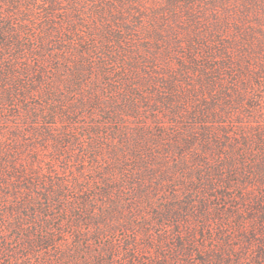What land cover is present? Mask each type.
<instances>
[{
    "label": "rangeland",
    "instance_id": "obj_1",
    "mask_svg": "<svg viewBox=\"0 0 264 264\" xmlns=\"http://www.w3.org/2000/svg\"><path fill=\"white\" fill-rule=\"evenodd\" d=\"M240 5L0 0V22H13L10 35L20 33V44L0 46V66L8 60L13 68L0 79V264L37 263L22 244L28 232L51 235L59 248L78 243L79 256L66 255L72 264H98L97 257L100 264H257V241L247 243L241 230L254 225V214L245 212L244 224L235 216V195L246 177L225 165L232 155L237 170L251 175L264 150L258 139L264 138V79L246 86L238 73L245 53L236 26ZM255 6L256 27L264 29V1ZM245 55L252 66L258 63ZM125 69L134 71L136 94L125 95L137 101L140 118L124 102L111 109L92 98L96 82L106 98V83L120 80ZM230 74L237 88L222 94L230 105H209L211 93L220 91L210 77L229 85ZM212 108L221 116H202ZM115 112L127 136L116 132L122 123ZM139 122L145 135L138 138ZM226 131L230 141L222 136ZM243 134L250 138L247 151ZM114 154L129 160L124 178L134 179L120 183L122 192L109 182L115 189L107 197L100 192ZM223 177L234 187L224 188ZM198 183L205 193H198ZM54 191L62 193L48 211L54 217L41 211L33 217L32 209L37 212ZM222 194L229 198H215ZM199 196L209 202V214L197 208ZM164 210L172 215H160ZM39 250L55 261L54 247Z\"/></svg>",
    "mask_w": 264,
    "mask_h": 264
},
{
    "label": "trees",
    "instance_id": "obj_2",
    "mask_svg": "<svg viewBox=\"0 0 264 264\" xmlns=\"http://www.w3.org/2000/svg\"><path fill=\"white\" fill-rule=\"evenodd\" d=\"M9 1H10V5H14L15 2H17V0H12V1L9 0ZM256 2H257V0H241V5L238 9V11H239L238 12L239 13L238 14L239 23L236 25V26H238L237 31H239V33H240V43H241L240 47H241L242 51H244L245 53L248 52L250 56H254V57H251L252 59H255V58H257V60L259 59L258 61H256L258 63L255 66H252V64L247 60L248 57H247V55H245V53H243L244 55H242L243 59L239 60L241 63L243 62V64H242L243 66L239 68L238 73H239V75H242L244 77L243 81H242L244 83V85H246V86L250 85L251 87H252V85H251L252 79H254V80H256L255 78H257L258 80L264 79V38H257L256 37L257 32L261 33L264 37V29H259L260 27H256V24H255L257 22V18L255 17L256 16V13H255L256 12V6H255ZM0 13H1V11H0ZM1 19H2V17L0 16V20ZM11 25H13V22L8 27L5 23L0 22V46H6L8 48H11L12 46L9 43L15 44V42H16V43L20 44V33L14 32L13 35H10L8 28ZM255 40H258L260 45L255 46V43H254ZM258 57H261V59ZM10 62L11 61L3 60V63L5 65L0 66V79L6 78L8 76V74L13 71L12 66H10V64H11ZM252 67H254V68H252ZM123 72H124V76H122L120 78V80H122L123 83L120 80H118L117 82H107L106 83L107 84L106 98L101 97V94H99V91H98L99 86H98V83L96 82V84H94V88H98V90H96V92L93 93L92 98L95 99V101L98 103H102V102L107 103L108 108H111V109L118 107V104L120 105V102H124L125 105L132 108L131 112H132L133 116H136V118H140L141 116H139V114H140L139 110L137 109V107H135V103H137V101L135 99L128 100L126 95H125L126 92L136 94V89H137L136 87L137 86L134 83V77L132 76L134 71H132L130 69H125ZM104 73H105V76L110 75V72L106 69H104ZM230 75L232 76V78H231L232 82H229V85H225L224 83L222 84V82H219L220 77H216V76L210 77V79L212 80V84L216 83V85H217V83H219V86H220L219 90L220 91L213 93V95L211 93V102H210L211 104H209V105H211V106L217 105L218 107H222L223 104L224 105H228V104L230 105L229 101H227V98L223 97L224 95H226V93L228 96V94L230 93L231 90L235 91L237 88L234 75H232V74H230ZM215 79L216 80L218 79V82L214 81ZM213 86H215V85H213ZM222 94H224V95H222ZM240 95L242 97V93H240ZM218 97H220V98H218ZM122 98H124V99H122ZM223 99H225V100L222 101ZM122 100H125V101H122ZM208 110L209 109H206L207 113L203 111L204 113L202 114V116L207 114V116L211 115L212 118H215L219 114V113H216L217 110H215L213 108L209 111ZM226 112H227V109H224L223 114H226ZM115 115H117L116 112L114 113V116ZM219 115L221 116V114H219ZM117 117H114V118L118 119L119 120L118 122H121L122 126H120L118 128V130L116 129V132H120V133L124 134V136L126 134V136H127V134H128L127 127H125V125L123 124V121L119 118L120 116L117 115ZM118 122L116 120V124ZM221 122H225V121L221 120ZM144 126L145 125L142 122L138 123L137 130H136V136L138 138H139V136L145 135V127ZM204 129H205L204 131L207 130V128H204ZM92 130L99 137L102 136L98 130H96V129H92ZM222 136L224 139H228V141H230L229 139L231 137V134L229 133V131L224 132ZM241 136L243 138V147H245L244 150L246 149L245 151H247V148L249 147L248 141L250 140V138H248V136L245 134H243ZM261 137L262 136L260 135L258 137V139H260V143H263V145H264V138H261ZM234 140H236V139H234ZM234 140L232 139L231 141H234ZM252 141H253V139H252ZM230 143L232 144L233 142H230ZM240 155H243V154L240 153ZM261 155H262V157H260L259 159H256L254 161V168L253 167L249 168L248 173L251 171H254L253 173L252 172L250 173L251 175H248L245 172L242 173V172L237 170L238 165H237V162L235 161V158L232 157V155H229L230 157L225 156L228 159V160H226L225 165L228 167L230 173H233L234 175H241L244 178L246 177V180L243 181L244 185L240 182L241 185L243 186V189L239 193L237 192V195H235V198L237 200H239L238 203L234 206V208H236L235 216L237 217L238 224H244L245 223V221H244L245 218L243 217L244 213L248 212V214H251V215L254 214V216H252L254 218V225L251 226L250 228L242 227L241 230L244 232L243 238H245L247 243L251 244V241H254V242L257 241L256 242V244H257L256 245V252H257L256 254H257V258H258L257 264H264V150L261 151ZM138 156L140 157V155H137L135 158L136 159L139 158ZM132 159H134V157ZM236 159H238V158H236ZM238 160L243 161L245 163V160L243 158L238 159ZM128 161H129L128 159H126V158L124 159V157H122V156L120 157L119 155L114 154L112 165H111L112 169L110 168V173H109L111 177H109V175H107L108 177L105 178V180L103 181L106 183V185L103 186L100 193L105 194L107 197H109V193L111 192V190L115 189L113 187H116V190L118 192H122L121 190L123 189V187H122L123 185H121L120 183L128 182L131 179H134L133 177L127 178V179L124 178V177H126V174H124L123 172L125 170V167L129 165V164H127ZM244 167L247 168V166H244ZM114 169L117 171V174L114 171L115 176H112ZM219 177H220V175H219ZM122 178H124L126 181H124V179H122ZM222 179H223L224 183L228 185V187L225 186L224 188H227V190H230L232 186L234 187V184L231 183L232 180L230 178L223 177ZM241 180L242 179H237V181H241ZM109 182H114V183H116V185H114L112 187V186H110V184H108ZM199 182L202 184L201 179ZM245 183H247V184H245ZM137 184H139L141 186V188L143 187L142 182L137 183ZM236 184H237V186H239L238 182ZM195 188L198 189L199 194H202L204 192V189L202 187H200L199 183H198V185H196ZM61 196H62V193L60 191L59 192H55V191L52 192L51 196L48 195L45 198V201H44V203L41 204L40 209L36 208L37 212L35 209H32L33 217H37V214L41 211L42 213H46L45 216H49V218L52 219L54 217V215H51V214L49 215L48 211L53 210L55 207H57L55 202L61 203V201H60ZM193 196L194 195H192V192H191L190 195L188 194L187 198L191 199V197H193ZM201 196H199L197 202L196 201H194V202L198 203L197 208L198 209L200 208L203 211L202 212L203 215H205L207 213L209 214L210 213L209 211L211 210L209 202L205 199L204 196L203 197H201ZM215 198L218 200L220 198H222L224 200V199L229 198V196L222 194L220 196H216ZM190 199H187L188 201H186V204L188 205V207L194 208L195 207L193 205L194 203H191L193 201H191ZM24 201L28 202V203L31 202L29 200V197L27 199H25ZM165 209L167 210L168 206H166ZM163 212L164 213H161L160 215H164V216H168V214L172 215L171 213H166L165 210ZM85 213H87V212H85ZM87 216H89V218L91 219L89 214ZM39 225L40 224L37 222L36 226L38 227ZM33 234H34L33 232H31V233L28 232L27 234H25V236H21L22 237L21 240H22L23 246L25 243V245L27 246L26 248L32 249V257L36 258V260H37L36 264H72L73 262H72L71 258L75 257V256L76 257L79 256L80 245L78 243H75V244L73 243V245L69 244L64 248H59L58 246H60V243H58L55 239H53V237H51V235H47V233H44V234L34 236ZM257 234H258V236H257ZM47 246L54 247V251H55V255H56L55 261L53 259L50 260L47 257L48 255L47 256L45 255L46 253L43 255L41 254L42 252H40L39 249H41V247H47ZM1 249L6 250L7 248L2 247ZM0 253H1V250H0ZM25 254H27V253H25ZM187 254H188V252H186V255ZM66 255L68 257H71V258L66 257ZM67 259H70V261L67 262ZM96 260H97L98 264H100L103 259L97 257ZM81 261L84 262V264L89 263V261L87 259H83ZM69 262H71V263H69ZM162 262L163 261H155V263H157V264H162ZM19 264H21V263H19ZM22 264H26L25 259H24V261H22ZM163 264H165V262H163Z\"/></svg>",
    "mask_w": 264,
    "mask_h": 264
}]
</instances>
